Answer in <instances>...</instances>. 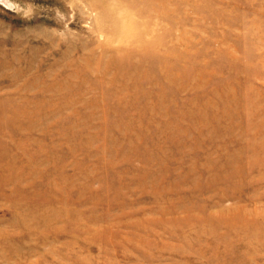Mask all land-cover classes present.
<instances>
[{"label": "rangeland", "instance_id": "1", "mask_svg": "<svg viewBox=\"0 0 264 264\" xmlns=\"http://www.w3.org/2000/svg\"><path fill=\"white\" fill-rule=\"evenodd\" d=\"M0 264H264V0H0Z\"/></svg>", "mask_w": 264, "mask_h": 264}]
</instances>
